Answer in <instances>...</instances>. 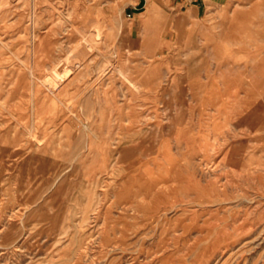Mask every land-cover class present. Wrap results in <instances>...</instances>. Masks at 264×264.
I'll list each match as a JSON object with an SVG mask.
<instances>
[{"label": "rangeland", "instance_id": "rangeland-1", "mask_svg": "<svg viewBox=\"0 0 264 264\" xmlns=\"http://www.w3.org/2000/svg\"><path fill=\"white\" fill-rule=\"evenodd\" d=\"M125 1L0 0V264H264V0Z\"/></svg>", "mask_w": 264, "mask_h": 264}, {"label": "crops", "instance_id": "crops-1", "mask_svg": "<svg viewBox=\"0 0 264 264\" xmlns=\"http://www.w3.org/2000/svg\"><path fill=\"white\" fill-rule=\"evenodd\" d=\"M154 0H127L126 9H130L133 20L142 22L145 15H183L181 21L191 20V28L206 21V15H211L212 8H217L229 2L244 3L245 0H158L160 10L148 11L147 6L153 5ZM162 5V7H161ZM173 8L174 11L167 9ZM216 15V13H214ZM161 16H159L160 18ZM152 18V17H151ZM162 19V17L160 18Z\"/></svg>", "mask_w": 264, "mask_h": 264}, {"label": "built area", "instance_id": "built-area-1", "mask_svg": "<svg viewBox=\"0 0 264 264\" xmlns=\"http://www.w3.org/2000/svg\"><path fill=\"white\" fill-rule=\"evenodd\" d=\"M129 17H131V14H128Z\"/></svg>", "mask_w": 264, "mask_h": 264}]
</instances>
